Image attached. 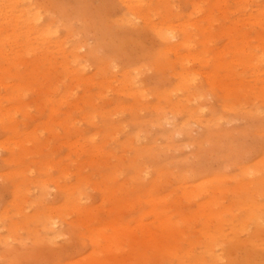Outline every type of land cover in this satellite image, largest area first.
I'll return each mask as SVG.
<instances>
[{
  "label": "rangeland",
  "instance_id": "1",
  "mask_svg": "<svg viewBox=\"0 0 264 264\" xmlns=\"http://www.w3.org/2000/svg\"><path fill=\"white\" fill-rule=\"evenodd\" d=\"M0 264H264V0H0Z\"/></svg>",
  "mask_w": 264,
  "mask_h": 264
},
{
  "label": "bare ground",
  "instance_id": "2",
  "mask_svg": "<svg viewBox=\"0 0 264 264\" xmlns=\"http://www.w3.org/2000/svg\"><path fill=\"white\" fill-rule=\"evenodd\" d=\"M160 30H161V29H160ZM160 30H159V31H160ZM157 31H158V30H157ZM161 31H162V30H161ZM161 35L165 36V34H164V33H161ZM172 37H173V36H172Z\"/></svg>",
  "mask_w": 264,
  "mask_h": 264
}]
</instances>
